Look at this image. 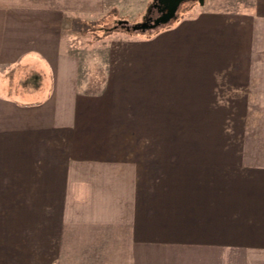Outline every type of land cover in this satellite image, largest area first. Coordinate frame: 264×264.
I'll use <instances>...</instances> for the list:
<instances>
[{"label": "crops", "instance_id": "obj_1", "mask_svg": "<svg viewBox=\"0 0 264 264\" xmlns=\"http://www.w3.org/2000/svg\"><path fill=\"white\" fill-rule=\"evenodd\" d=\"M104 3L0 0V264H264V0L110 40L97 90Z\"/></svg>", "mask_w": 264, "mask_h": 264}, {"label": "rangeland", "instance_id": "obj_2", "mask_svg": "<svg viewBox=\"0 0 264 264\" xmlns=\"http://www.w3.org/2000/svg\"><path fill=\"white\" fill-rule=\"evenodd\" d=\"M213 7H225L230 9H246L253 0H205ZM162 3L159 0H105L104 10L94 16L88 17V20L74 19L69 21L66 25L75 26L78 31H74L73 44L81 53L83 61L85 62V70L82 75L85 78H92L95 81V88L98 90L99 83L102 81L103 73L101 67L107 61V45L110 40L118 38H127L129 36H146L150 35L156 30L172 25L175 21L182 17L193 15L198 7L201 5L197 0H183L180 2L175 16L166 23H160L155 27H149L145 30L136 28L132 29L133 25H140L146 20L152 23L154 18L164 12L160 11L159 6ZM126 27H129L127 30ZM102 64L95 69V62ZM97 66V65H96ZM93 88V85H92ZM225 108H232L236 102L224 101ZM246 118L225 117L224 129L225 139H246L247 134L242 135L233 131L234 121H240L244 128H248V120ZM244 120V121H243ZM215 135V134H211ZM213 139V137H211Z\"/></svg>", "mask_w": 264, "mask_h": 264}, {"label": "water", "instance_id": "obj_3", "mask_svg": "<svg viewBox=\"0 0 264 264\" xmlns=\"http://www.w3.org/2000/svg\"><path fill=\"white\" fill-rule=\"evenodd\" d=\"M163 5L164 7L166 8V10L160 14L159 16H157L156 18H154L153 22L152 23H149L148 20L145 21V23L143 24H140V25H133L131 28L133 29H136V28H139V29H142V30H145L149 27H155L156 25L158 24H164L166 22H168L172 17L175 16V13H176V10L180 4L181 1L183 0H159ZM200 4H203L204 3V0H197Z\"/></svg>", "mask_w": 264, "mask_h": 264}, {"label": "flooded vegetation", "instance_id": "obj_4", "mask_svg": "<svg viewBox=\"0 0 264 264\" xmlns=\"http://www.w3.org/2000/svg\"><path fill=\"white\" fill-rule=\"evenodd\" d=\"M159 9H160V11H161V10H162V11H163V10H164V11L166 10V8L164 7L163 4H161V5L159 6Z\"/></svg>", "mask_w": 264, "mask_h": 264}, {"label": "trees", "instance_id": "obj_5", "mask_svg": "<svg viewBox=\"0 0 264 264\" xmlns=\"http://www.w3.org/2000/svg\"><path fill=\"white\" fill-rule=\"evenodd\" d=\"M126 28H127V30H129V27H126ZM100 83H101V82H100ZM100 83H99V84H100Z\"/></svg>", "mask_w": 264, "mask_h": 264}]
</instances>
